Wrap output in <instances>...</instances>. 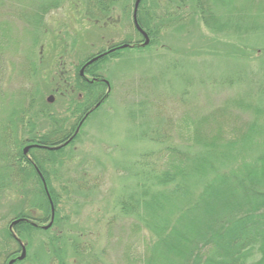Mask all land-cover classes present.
<instances>
[{
    "label": "trees",
    "instance_id": "1",
    "mask_svg": "<svg viewBox=\"0 0 264 264\" xmlns=\"http://www.w3.org/2000/svg\"><path fill=\"white\" fill-rule=\"evenodd\" d=\"M63 1L0 0V176L5 177L0 188L4 192L20 188L25 192V204L16 210L18 215L14 218L25 220L4 231L0 264H8L17 257L23 240L30 247L36 233L57 226L47 241L40 242L41 252L50 256L49 262L45 259L46 264H104L95 245L59 230L60 196L43 164L62 165L64 158L54 157L56 152L62 154L74 145L84 124L110 98L113 84L105 68L113 59L151 51L155 45L165 48L168 45L162 41L181 40L178 37L181 35L192 44L189 46L192 56L204 50L219 59L243 60L257 52L264 54V47L241 43L257 34L264 35L259 32L264 30V0H142L137 18L149 35L148 45L143 44V36L133 24L136 0H132L134 3L123 0L120 5L126 13L123 18L130 20L140 40L125 35L121 42L111 43L112 47L129 46L115 49L89 65L85 72L90 78L82 76L78 69L88 59L105 52V48L78 61L74 65L76 76L62 70L67 74L66 81L71 77L72 83L61 94V97L67 94L63 97L67 98L66 108L56 113L44 101L43 93L23 90L13 75H23L25 69L17 51L23 45L25 48L29 36L33 44L39 42L35 30L44 27L47 15ZM85 3V15L94 26L101 22L115 30L123 19L115 17L118 0H85ZM203 30L215 36L192 37L204 34ZM225 35L235 37V43L221 42L218 36ZM203 38L205 41L200 43ZM26 50L34 54L30 47L26 46ZM184 52L187 54V50ZM39 53V60L43 59L42 51ZM12 55L18 59L13 56L9 61L7 56ZM261 58L264 62V57ZM27 64L29 73L37 68L35 57ZM259 108L256 103L240 98L227 99L207 111L176 107L173 114L167 115L166 129L155 131L158 135L151 138L154 142L148 139L141 160L135 161L142 164L145 158H152L151 174L147 171L144 174L147 190L142 188L119 203L122 216L128 219L134 216L137 221L132 219L119 225L111 217L106 224L104 252L112 250L114 264H264V125L259 124L257 116L247 115L250 109L260 113ZM133 132L130 142L137 141L138 134ZM28 144L44 147L31 149L30 158L23 149ZM53 146L59 149L49 148ZM37 169L43 171L50 197ZM29 181L36 184L27 186ZM12 184H19V189H10ZM137 185L141 187L139 178ZM34 192L38 197L31 200ZM50 220L52 226L43 228ZM12 242L17 249H11ZM68 253L73 259H69ZM29 257L12 264H22Z\"/></svg>",
    "mask_w": 264,
    "mask_h": 264
},
{
    "label": "rangeland",
    "instance_id": "2",
    "mask_svg": "<svg viewBox=\"0 0 264 264\" xmlns=\"http://www.w3.org/2000/svg\"><path fill=\"white\" fill-rule=\"evenodd\" d=\"M118 1L115 17L123 18V14L126 15L120 7L123 0ZM131 1L129 0V3ZM86 4L85 0H64L57 10L47 15L44 27L35 30L40 37L39 42L35 45L31 36L27 38V49L30 47L34 54H30L32 51L28 53L24 45L22 50L17 51L18 57L24 61L25 69L22 72L24 71L26 78L24 80L23 75L19 73L12 74L17 78L15 81L28 93L34 90L39 94L43 93L44 101L50 105V110L56 113L66 108L67 98L63 97L67 94L64 93L63 97L61 94L67 92L69 84L72 83L71 77L68 80L70 82L66 81L67 74L62 70L70 76H76L74 65L78 61L96 54L100 49L105 48V52H108L109 49L116 48L110 44L121 42L125 35H130L133 40H140L138 33L130 26V20L126 21L124 18L115 30L101 22L100 25L94 26L85 15ZM31 30L34 33L32 28ZM202 32L205 35L201 33L192 37L215 36L207 30ZM178 37L181 40L162 41L168 45L165 48H157L155 45L151 51L125 54L123 58L113 59L112 63L107 64L106 75L113 84L110 98L84 124L80 139L66 148L64 153L56 152L54 157L64 158L62 165L43 164L60 196L61 202L57 211L62 220L59 230L83 237V242L95 245L104 264L115 263L112 250L104 252L108 219L113 217L119 225L132 219L137 221L134 216L130 219L124 218L119 203L125 200L127 195H136L142 188L147 190V175L145 178L144 174L146 171L151 174L153 163L149 157L140 164V155L142 156L146 147L145 142L158 135L155 131L160 133L166 129L167 115L173 114L176 107L181 108L180 110L186 107L185 109L194 112L207 111L227 99L241 98L260 107V113L257 111L259 114L250 109L247 115L257 116L259 124L264 125V62L261 58L264 54L257 52L247 59L241 58L243 60H237V57L219 59L204 50L202 53L195 52L192 56L189 48L192 44L189 39L185 35ZM218 37L221 42L235 43L233 36ZM204 41L203 38L200 43ZM194 42L200 44L196 40ZM241 43L262 48L264 35L257 34V37L246 38ZM168 47L180 51L169 52ZM183 49L187 50V54ZM39 51H42L44 56L40 60ZM152 54L156 56L152 57ZM13 56L17 58L15 55L7 56L9 61ZM34 57L37 68L29 73L27 61ZM81 67L78 73L82 75ZM245 75L250 76V79ZM85 76L91 77L89 73H85ZM50 96L54 97L52 103L48 101ZM131 131L138 134L137 141L130 142ZM53 147L59 149V146ZM28 157L32 156L28 154ZM135 177L139 178L141 187H138ZM47 180L50 183L49 177ZM4 181L5 177L0 176V185ZM32 182L29 181L26 185L29 186ZM18 185L12 184L10 189H19ZM21 190L20 188L19 191L4 192L0 188V249H3L4 231L10 228L9 224L18 215L16 210L25 204V192ZM37 197L34 192L31 198L29 195L27 199L36 200ZM48 222L45 225H48ZM56 228L52 227L32 237L31 246L26 247L25 255L30 257L22 264H46L45 259L49 262L50 256L41 252L40 242L47 241ZM10 246L12 250L17 249L13 242ZM22 251L17 253L18 257ZM68 256L73 259L71 253H68Z\"/></svg>",
    "mask_w": 264,
    "mask_h": 264
},
{
    "label": "water",
    "instance_id": "3",
    "mask_svg": "<svg viewBox=\"0 0 264 264\" xmlns=\"http://www.w3.org/2000/svg\"><path fill=\"white\" fill-rule=\"evenodd\" d=\"M141 1H142V0H136V1H135L134 11H133V21H134V24H135L136 28L142 33V35H143V37H144V45H148V44H149V41H150L149 36H148V34H147V33H146V32H145V31L139 26L138 18H137L138 8H139V5H140ZM128 46H129V45L124 44V45H122L121 47H123V48H127ZM112 51H114V49H110V50H109V52H112ZM104 55H105V54H99L98 56H96V57H94V58L88 60V63H87L84 67H82L81 72L84 74V70H85V68H86L88 65H90V64H92V63H94V62H96V61L98 60V58L103 57ZM53 100H54V97H53V96H50V97L48 98V101H49V102H52ZM30 147H31V146H27V147L25 148V151H24L25 154L28 153ZM20 220H22V219H20ZM20 220H14V221L12 222V224H13V225H16L18 222H20ZM51 225H52V223L49 224L48 226H45V228H49ZM25 255H26V248H25V246L23 245V251H22V253H21V257H19V259H20V260L24 259V258L26 257ZM14 261H15V260H11V262H10L9 264L13 263Z\"/></svg>",
    "mask_w": 264,
    "mask_h": 264
}]
</instances>
